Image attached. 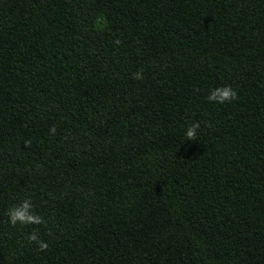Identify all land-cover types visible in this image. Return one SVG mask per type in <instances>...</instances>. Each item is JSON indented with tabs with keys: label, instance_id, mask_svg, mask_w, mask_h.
<instances>
[{
	"label": "trees",
	"instance_id": "obj_1",
	"mask_svg": "<svg viewBox=\"0 0 264 264\" xmlns=\"http://www.w3.org/2000/svg\"><path fill=\"white\" fill-rule=\"evenodd\" d=\"M0 264H264V0H0Z\"/></svg>",
	"mask_w": 264,
	"mask_h": 264
},
{
	"label": "clouds",
	"instance_id": "obj_2",
	"mask_svg": "<svg viewBox=\"0 0 264 264\" xmlns=\"http://www.w3.org/2000/svg\"><path fill=\"white\" fill-rule=\"evenodd\" d=\"M133 78L137 80L143 79L142 70L134 73ZM207 99L209 102L224 104L225 102L238 99V96L235 89H233L230 85H225L212 89L209 92ZM199 127V123H194L188 126L184 132L185 139L189 141L196 140L197 129ZM50 131L54 133L55 128L52 127ZM7 216L8 223L12 226L17 225L18 223L21 225L46 224V221L43 219V217L37 214L34 210V204L30 197L24 198L19 204L12 205L7 211ZM48 234L51 235L50 232ZM27 240L30 243H36L39 250L43 251L48 248V244L45 241L39 239L38 232L35 229H33V231L27 235Z\"/></svg>",
	"mask_w": 264,
	"mask_h": 264
}]
</instances>
